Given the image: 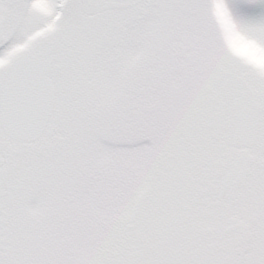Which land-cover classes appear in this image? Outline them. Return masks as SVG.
I'll use <instances>...</instances> for the list:
<instances>
[{
	"label": "snow or ice",
	"instance_id": "6c2138e0",
	"mask_svg": "<svg viewBox=\"0 0 264 264\" xmlns=\"http://www.w3.org/2000/svg\"><path fill=\"white\" fill-rule=\"evenodd\" d=\"M0 264H264V0H0Z\"/></svg>",
	"mask_w": 264,
	"mask_h": 264
}]
</instances>
